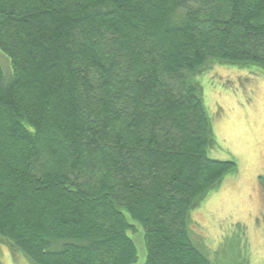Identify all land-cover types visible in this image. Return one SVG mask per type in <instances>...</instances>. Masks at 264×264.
Here are the masks:
<instances>
[{
    "label": "trees",
    "instance_id": "obj_1",
    "mask_svg": "<svg viewBox=\"0 0 264 264\" xmlns=\"http://www.w3.org/2000/svg\"><path fill=\"white\" fill-rule=\"evenodd\" d=\"M0 238L32 264H211L190 211L235 170L196 77L264 69V0H0Z\"/></svg>",
    "mask_w": 264,
    "mask_h": 264
},
{
    "label": "rangeland",
    "instance_id": "obj_2",
    "mask_svg": "<svg viewBox=\"0 0 264 264\" xmlns=\"http://www.w3.org/2000/svg\"><path fill=\"white\" fill-rule=\"evenodd\" d=\"M9 60L0 51V65L9 73ZM216 146L207 155L229 160L226 174L188 216V230L211 264H264V69L220 65L196 77ZM128 230L137 260L146 254L143 230ZM0 264H32L0 238Z\"/></svg>",
    "mask_w": 264,
    "mask_h": 264
}]
</instances>
